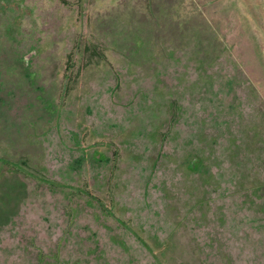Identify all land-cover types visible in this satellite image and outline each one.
Instances as JSON below:
<instances>
[{"label": "rangeland", "instance_id": "1", "mask_svg": "<svg viewBox=\"0 0 264 264\" xmlns=\"http://www.w3.org/2000/svg\"><path fill=\"white\" fill-rule=\"evenodd\" d=\"M260 185L264 0H0V264L110 263L117 222Z\"/></svg>", "mask_w": 264, "mask_h": 264}, {"label": "flooded vegetation", "instance_id": "2", "mask_svg": "<svg viewBox=\"0 0 264 264\" xmlns=\"http://www.w3.org/2000/svg\"><path fill=\"white\" fill-rule=\"evenodd\" d=\"M239 200L194 204L168 234L147 236L148 243L116 230L104 254L114 255L112 264H140V256L147 264H264V185L242 192ZM98 250L94 264H110Z\"/></svg>", "mask_w": 264, "mask_h": 264}, {"label": "trees", "instance_id": "3", "mask_svg": "<svg viewBox=\"0 0 264 264\" xmlns=\"http://www.w3.org/2000/svg\"><path fill=\"white\" fill-rule=\"evenodd\" d=\"M118 224H119V228L120 227H122V230L123 231H126V232H130V233H132V234H135L134 232H132L128 227H126L125 225H123V224H121V223H119V222H117ZM131 235V234H130ZM133 236H135V235H133ZM135 238H137L136 236H135ZM140 242V241H139Z\"/></svg>", "mask_w": 264, "mask_h": 264}]
</instances>
